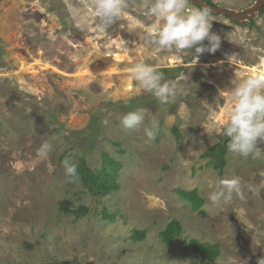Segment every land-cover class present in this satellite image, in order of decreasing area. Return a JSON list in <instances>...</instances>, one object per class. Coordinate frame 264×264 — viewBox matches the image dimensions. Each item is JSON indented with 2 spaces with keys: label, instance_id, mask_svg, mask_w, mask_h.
Here are the masks:
<instances>
[{
  "label": "rangeland",
  "instance_id": "1",
  "mask_svg": "<svg viewBox=\"0 0 264 264\" xmlns=\"http://www.w3.org/2000/svg\"><path fill=\"white\" fill-rule=\"evenodd\" d=\"M209 1L242 11L256 0ZM91 2L0 0V264H264V154L227 150L221 174L206 157L227 146L219 129L230 114V81L264 79V14L253 25L210 15L221 47L195 64L187 51L144 44L151 0H127L106 34L77 27L72 9L91 17ZM136 62L166 69L176 97L160 104L138 93L128 72ZM140 107L148 117L124 131L121 117ZM153 117L156 137L147 141ZM45 142L52 147L42 159ZM101 152L121 165L118 189L104 197L69 182L62 166L84 160L99 169ZM234 176L245 199L211 203L218 182ZM177 189L195 191L204 205L193 210ZM172 221L182 233L167 245L160 233ZM134 230L145 238L134 241ZM191 240L217 245L216 260L201 261Z\"/></svg>",
  "mask_w": 264,
  "mask_h": 264
},
{
  "label": "clouds",
  "instance_id": "2",
  "mask_svg": "<svg viewBox=\"0 0 264 264\" xmlns=\"http://www.w3.org/2000/svg\"><path fill=\"white\" fill-rule=\"evenodd\" d=\"M188 5L189 0H151L150 6L146 5V15L153 18L154 24L141 38L144 44L157 51H187L196 64L202 54L214 55L220 49L221 37L211 30V9L189 8ZM90 8L91 17L79 9H72L77 27L85 28L91 23L94 30L106 34L109 28L122 20L127 0H92ZM119 26L125 27L123 24ZM193 49L194 53L191 51ZM235 57L236 54H232L228 56V60H234ZM128 72L130 80L135 82L136 91L151 94L160 104H167L177 95V83L166 80L163 73L153 65L136 62ZM230 84L231 87L225 93L231 105L230 114L227 122L219 129L220 137L227 140L230 153L244 158L250 155L258 157L264 154L258 147V142L264 143V79H234ZM218 98L219 96L216 100ZM148 115L147 108H137L125 113L120 119V125L124 131H135ZM151 123L152 127L144 129L147 141H153L156 137L154 117ZM51 147L47 142L43 143L37 155L46 159ZM62 166L69 182L78 179L75 164L65 159ZM240 183L237 176L221 179L216 186L217 190L209 194V201L213 204L227 202L232 199L233 194L241 200L245 199Z\"/></svg>",
  "mask_w": 264,
  "mask_h": 264
},
{
  "label": "trees",
  "instance_id": "3",
  "mask_svg": "<svg viewBox=\"0 0 264 264\" xmlns=\"http://www.w3.org/2000/svg\"><path fill=\"white\" fill-rule=\"evenodd\" d=\"M205 3L213 6L214 4L205 0ZM259 14H264V5L262 6ZM230 19V18H229ZM249 25H253V22H249ZM167 70L163 69V73H166ZM174 133L177 137L178 130L174 128ZM227 146L225 144H217L212 147L207 153L206 157L209 158V165L219 174L222 173L224 164H225V155L227 152ZM101 165L99 169L92 170L88 167L84 160H81L80 163L76 166L78 172V179L75 181L80 182L88 191L93 193L96 196L104 197L109 195L111 192L118 189L117 178L119 175V170L121 169L120 163L110 158L106 153L101 152ZM176 195L187 203L193 210L198 211L203 205L204 200L198 196L195 191L187 192L182 189H177L175 191ZM68 204H61V211L68 212ZM80 212H87L86 209H80ZM106 216V215H105ZM107 217V216H106ZM182 233L181 225L178 221L170 222L166 229L160 233V237L163 243L169 245L175 238H177ZM145 238L144 231L134 230L132 232V239L134 241H140ZM194 253H197L201 261H210L213 262L216 260L219 249L217 245H211L208 243H200L196 240H191L189 242Z\"/></svg>",
  "mask_w": 264,
  "mask_h": 264
},
{
  "label": "water",
  "instance_id": "4",
  "mask_svg": "<svg viewBox=\"0 0 264 264\" xmlns=\"http://www.w3.org/2000/svg\"><path fill=\"white\" fill-rule=\"evenodd\" d=\"M189 3L198 8L211 9V16L228 17L233 22L241 24L250 22L255 18L256 14L259 13L262 6L264 5V0H256L253 6L242 11H235L226 7L210 6L203 0H189Z\"/></svg>",
  "mask_w": 264,
  "mask_h": 264
}]
</instances>
